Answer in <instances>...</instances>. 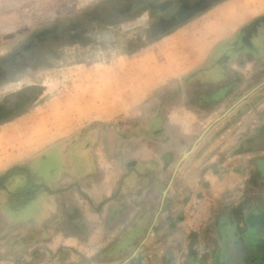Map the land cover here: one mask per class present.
<instances>
[{
	"label": "rangeland",
	"instance_id": "obj_1",
	"mask_svg": "<svg viewBox=\"0 0 264 264\" xmlns=\"http://www.w3.org/2000/svg\"><path fill=\"white\" fill-rule=\"evenodd\" d=\"M220 1L223 0H0V125L3 124L0 127V163L10 166L8 171L14 173L20 171L19 166H27L14 164L32 157L33 149L20 146L27 139L24 127L34 115L32 107L35 104L40 105L36 114H41L43 106L48 111L57 109L58 100H90L91 87L97 81L93 73L97 66H101L97 70L103 71L106 65L118 63L122 56L146 48L152 50L150 46L166 35L164 42L168 45L165 46L171 48L170 40L192 32L196 25L191 21ZM185 11L190 13L182 16ZM181 46L176 53L180 60L186 53ZM178 75L149 100H209V114L203 121H212L197 142L199 147L195 146L182 160L171 183L177 162L190 148L168 149L156 160L125 161L120 170L123 175L131 167L141 173L159 174L157 178L162 179L159 180L163 188H167L164 197H168L167 204L178 200L174 205L180 208L177 221L181 225L174 232L180 238V244L174 247L178 250V264H190L192 259H201L203 264H250L251 259L255 264H264V183L254 193L258 211L245 214L253 216L255 227L240 230L232 227L229 231L233 239L227 245L224 243L227 233L221 230L219 220L226 215L233 224L245 221L242 217L241 222L240 219L236 222L238 214L232 211L234 207L230 203L239 200L245 205L248 196L244 193L238 199L230 192L215 193L216 197L211 193L204 196L201 191H198L199 196L195 193L196 184L201 188V179L197 178L204 171L202 164L215 155L214 160L218 162L228 154L241 153L243 162L258 161L257 165L244 164V171L254 172L252 169L256 168L258 173L264 174V13L238 29L231 39L213 47L194 70ZM163 117L159 113L153 115L147 127L158 125ZM199 124L198 131L190 139H197L205 131L199 132L204 123ZM18 126L21 130L16 137L12 130ZM224 129H228V133L222 134L224 138L219 144L218 137ZM151 132L154 137L164 135ZM220 148L224 151L220 152ZM15 175H9L5 182L16 179ZM129 177H134L131 183L146 186L144 192H152L149 194L152 200L156 195L158 206L163 195L153 176H141L132 171L125 178ZM22 178L26 180V176ZM204 183L209 184L208 180ZM121 190L122 187L112 200H118ZM2 202H6V198L1 197ZM165 220L170 223V212ZM170 236L168 233V239ZM246 237L252 238V242L244 243ZM110 244L98 252H93L96 251L93 247L83 255L75 251L73 256H91L92 253V256H121L117 259L120 262L126 256H134L143 243L138 246L136 241L129 243L122 239L118 244ZM151 246L152 250L156 248L155 244ZM225 246L230 248L227 255L219 256ZM164 247L168 249L160 250L162 256L171 248L169 244ZM1 252L6 253V250ZM52 255L51 264L61 262L58 252ZM88 258H80L76 263H89ZM109 262L115 263L116 259H109Z\"/></svg>",
	"mask_w": 264,
	"mask_h": 264
},
{
	"label": "crops",
	"instance_id": "obj_2",
	"mask_svg": "<svg viewBox=\"0 0 264 264\" xmlns=\"http://www.w3.org/2000/svg\"><path fill=\"white\" fill-rule=\"evenodd\" d=\"M262 13L264 2L261 0L220 1L191 21L196 25L192 32L170 40L171 48L165 46L168 45L164 42L166 35L150 46L152 50L146 48L122 56L118 63L116 60V64L106 65L103 71L97 70L101 67L97 66L93 72L97 81L91 87L90 100H58L57 109L48 111L43 106L41 114H36L40 105L35 104L32 107L34 115L24 127L27 139L20 146L33 149L32 157L14 164L27 165L18 169L29 170L33 182L25 184L21 180L18 187H25L9 188L10 182L2 179L10 166L0 163V198L6 197L8 201L0 204V212L4 214L6 209L16 221L23 220L13 227L9 224L1 226L0 229L10 233V241L0 242V255L6 256H0V264H51L49 259L57 252L61 262L56 264H77L78 259L87 257L91 262L86 264H178V250L174 248L180 244L179 236L174 233L181 225L177 221L180 208L174 206L178 200L173 199L167 204L168 197L162 202L160 196L157 206L156 195L152 200L149 195L152 192H144L146 186L131 183L134 177L123 180L118 200H104L116 194L123 175L120 169L125 161L156 160L162 158L168 149L181 151L192 147L197 139L190 137L198 131L199 123H204L199 132L211 124L212 120L203 121V117L209 114V100L149 99L173 78L179 77V73L188 74L194 70L213 47L231 39L238 29ZM180 45L186 51L181 60L176 54ZM158 113L162 117L165 115L163 120L148 128L150 118ZM20 130L19 126L13 129V135L18 137ZM151 131L164 135L154 137ZM224 133L227 134L228 129L221 132L219 144ZM222 151L224 149L220 148ZM243 156L241 153L228 154L215 162V155L202 164L204 171L197 178L201 179V188L196 184V196L200 195L198 191L204 196L211 193L216 197L215 193L229 192L238 199L244 193L248 196L245 205L239 200L230 203L234 207L232 211L239 216L235 217L236 222L238 219L241 222L242 217L245 221L233 224L226 215L219 220L221 230L227 233L224 236L226 245L233 239L229 231L232 227L238 230L255 227L253 216L245 214L258 211L254 193L264 183V174L258 173L256 168L252 169L254 172L244 171V164L257 165L258 161L243 162ZM159 161L163 166L164 162ZM207 180L209 184L206 185ZM74 183L79 184L84 194ZM36 184H47L61 191L51 194ZM169 212L170 223L165 220ZM6 222L12 224V220ZM168 233L171 234L169 239ZM122 239L129 243L136 241L138 246L143 244L134 256H122L120 262L117 259L121 256H92V252L91 256H73L75 251L83 255L92 247L96 248L93 252H98ZM248 241L252 242V238L244 239V243ZM151 244L156 246L154 252ZM167 244L171 247L170 252L160 255V250L168 249L164 247ZM229 249V246L223 247L219 256H226ZM3 250L6 253L1 252ZM109 259H116L117 263L109 262ZM190 261V264H203L201 259ZM250 261L255 264L252 259Z\"/></svg>",
	"mask_w": 264,
	"mask_h": 264
},
{
	"label": "water",
	"instance_id": "obj_3",
	"mask_svg": "<svg viewBox=\"0 0 264 264\" xmlns=\"http://www.w3.org/2000/svg\"><path fill=\"white\" fill-rule=\"evenodd\" d=\"M224 114H226V112L224 113ZM223 114V115H224ZM219 119V118H218ZM217 119V120H218ZM208 128V127H207ZM207 128L205 129V131L197 138V140L195 141V143L192 145V147L190 148V150H188L187 152H185V154L182 156V158H180V160L178 161V163H177V165H176V167H175V169H174V172H173V174H172V178H171V180H170V183H171V181H172V179H173V177H174V175L176 174V171H177V169H178V167H179V165H180V163L182 162V160H184V158H186L192 151H193V149H194V147L196 146V144H197V142L199 141V140H201V138H202V136L204 135V133L206 132V130H207ZM132 171H134L135 173H137V174H139V175H141V176H146V175H148V174H151L152 176H153V178H154V180L156 181V183L160 186V192H161V194L163 195V197H162V202H163V200H164V197H165V195H166V192H167V188L165 189V188H163V185H162V183H161V181L157 178V176H156V174L154 173V172H149V173H141L136 167H131V169L126 173V174H124L123 176H122V178H121V180H120V183H119V186H118V190H117V193L119 192V190L121 189V187H122V182H123V180H124V178L128 175V174H130V172H132ZM11 174H16L15 176H17L18 178H20V179H17V177H15L16 179H13V180H11L10 181V187L9 188H14V189H16L17 187H18V184L20 183V181L21 180H23V182H25V184H26V182H33V179H32V175H31V172L29 171V170H25V171H19V172H16V173H14V172H12V171H7L6 173H5V175H4V177H3V181H5L6 179H7V177L9 176V175H11ZM22 176H26V180H24V178H22ZM73 185H76L77 187H78V189H79V191L80 192H82L81 191V188H80V186H79V184L78 183H74ZM36 186L38 187V188H44V190H46V192H48V193H51V194H57L59 191H61V189H53L52 187H50L49 185H47V184H36ZM22 187H25V185H22ZM22 187H18L19 189H22ZM9 190V189H8ZM83 193V192H82ZM116 193V194H117ZM84 194V193H83ZM116 194H114L113 196H110V197H108L107 199H105L104 200V202L105 201H107V200H110V199H112V198H114L115 196H116ZM4 198H6V197H4ZM7 200V199H6ZM6 202H8V201H6ZM0 204H2V203H0ZM101 206V204L100 205H98V207L97 208H99ZM48 209H53V208H48ZM4 212V214H2V212H0V228H1V226L2 225H4L5 227H6V224H9L10 226L12 225V227L14 226V224H15V226H16V224H21V223H23V220L20 222L18 219V221H16V218H14V217H12L11 215H10V213L11 212H9V211H7L6 209L3 211ZM8 215H9V217L10 218H8ZM7 220H9V221H11L12 220V224L11 223H7L6 221ZM6 230H8V229H6ZM4 233V234H3ZM8 238H10V233H6L5 232V229H0V242H4V241H6V240H8ZM8 241H10V239L8 240ZM138 250V249H137Z\"/></svg>",
	"mask_w": 264,
	"mask_h": 264
},
{
	"label": "flooded vegetation",
	"instance_id": "obj_4",
	"mask_svg": "<svg viewBox=\"0 0 264 264\" xmlns=\"http://www.w3.org/2000/svg\"><path fill=\"white\" fill-rule=\"evenodd\" d=\"M210 7H211V6H210ZM210 7H208V8H210ZM189 13H190L189 11H185V12H183L182 16H183V15L186 16V15H188ZM1 63H2V62H1ZM1 118H2V117H0V119H1Z\"/></svg>",
	"mask_w": 264,
	"mask_h": 264
}]
</instances>
